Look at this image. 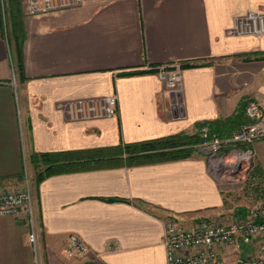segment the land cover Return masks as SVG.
<instances>
[{
	"label": "crops",
	"instance_id": "obj_1",
	"mask_svg": "<svg viewBox=\"0 0 264 264\" xmlns=\"http://www.w3.org/2000/svg\"><path fill=\"white\" fill-rule=\"evenodd\" d=\"M21 10L19 105L0 4V185L26 164L34 174L31 154H61V172L35 195L39 264H166L167 218L190 225L225 215V190L205 158L126 165L90 151L226 121L242 102L264 107V59L255 57L264 56V35L229 32L248 11L264 13V0H81L37 16ZM171 63L184 65L177 93L146 70ZM111 94L113 117L80 119L67 108ZM71 234L87 251L68 258ZM27 235L24 215L0 216V264H35Z\"/></svg>",
	"mask_w": 264,
	"mask_h": 264
},
{
	"label": "built area",
	"instance_id": "obj_2",
	"mask_svg": "<svg viewBox=\"0 0 264 264\" xmlns=\"http://www.w3.org/2000/svg\"><path fill=\"white\" fill-rule=\"evenodd\" d=\"M81 0H22L23 11L27 15H42L77 6ZM1 9L3 0H0ZM3 32L5 35V25ZM230 33L250 35L261 38L264 35V13L248 11L234 21ZM181 64L171 63L148 67L146 70L157 72L165 88L171 92L182 89ZM14 78V75H13ZM14 80V79H13ZM75 117L80 119H98L117 115V96L111 94L99 98L79 99L68 104ZM245 112L252 123L241 126L230 138L224 139L210 133L207 127L201 129L202 148L209 154V162L230 168L241 163L239 151L228 154L219 152L221 148L242 142L252 143L264 138V107L256 102H248ZM246 153L242 154H247ZM229 161V162H228ZM208 162V163H209ZM229 166V167H227ZM26 176V169L23 170ZM24 215L28 228L27 239L33 252L35 264H39L37 242L36 215L33 201L28 192L17 195L0 197V216ZM256 243L248 250L247 245ZM163 244L166 251V264H231L228 252H237L246 248L249 252L246 258L239 259L233 264H264V189L259 198L242 216L236 215L226 223H217L200 218L191 225H185L174 217L164 223ZM87 251L85 242L77 235L71 234L67 239L63 253L66 257L82 255Z\"/></svg>",
	"mask_w": 264,
	"mask_h": 264
},
{
	"label": "rangeland",
	"instance_id": "obj_3",
	"mask_svg": "<svg viewBox=\"0 0 264 264\" xmlns=\"http://www.w3.org/2000/svg\"><path fill=\"white\" fill-rule=\"evenodd\" d=\"M10 14L11 12H10L9 0H3V8L1 9V20L5 25V36H6V40L8 42L9 48L12 49L13 47H12V40H11ZM12 68H13V75H14V78H13L14 80H12V83H13V86L15 87L17 99L20 105V94L22 93L21 88H22L23 82L19 79L17 70L14 67V63L12 65ZM250 123L244 124L242 126H246ZM203 127H207L211 134L218 136L217 133L214 131H211L208 126H203ZM203 127H201L200 129L196 128L192 130L191 132H187L184 134L187 136H197V139L199 140L197 143L192 145V149H193L192 154L194 152H198L200 155H202L205 158L210 175L215 179V181L220 186V188L225 190V193H224V207H225L224 214L225 215H223L224 217L221 216L217 219H211V221H215L217 223L219 222L226 223L234 219L235 216L239 214L238 211L240 209L247 210L251 205H253L256 202V200L259 198L262 190L264 189V138L256 140L249 144H245L242 142L231 143L221 148L219 152H222L223 154H228L232 152L233 150L239 151L238 153L236 152L237 155L241 154L240 164L233 165L230 168H225V166H222L220 164L214 165L212 161L209 162V160H211L210 156L202 148L203 137H202L201 129ZM240 128L242 127L240 126L236 130H234L231 133V135H229L228 137H220V136L218 137L228 139ZM247 151L249 153L242 154V153H246ZM28 161L32 169L34 170V174L29 169V166L27 164H26V167L24 165V169H26V176H24V173H22L21 176L15 178L14 180H11L9 183L7 182V184H1L0 185V197L6 196V195L23 194V193L28 192V194L32 198L33 205L35 208L36 227H37L38 217H37V207H36V198H35L37 169L33 167L30 161V158L28 159ZM25 162H27V160H25ZM3 216H14V215H3ZM37 242L39 243L38 231H37ZM253 245L255 246L254 247V250H255L256 245H257L256 243L248 244L247 249L250 250L253 247ZM247 249L240 248L239 251L237 252H232V251L228 252V256H227L228 261L231 264H233L235 261L239 259L246 258L247 254L249 253Z\"/></svg>",
	"mask_w": 264,
	"mask_h": 264
},
{
	"label": "trees",
	"instance_id": "obj_4",
	"mask_svg": "<svg viewBox=\"0 0 264 264\" xmlns=\"http://www.w3.org/2000/svg\"><path fill=\"white\" fill-rule=\"evenodd\" d=\"M11 17V40L12 49L9 48L11 64L17 70L19 79L26 80L23 68L22 44L24 40L22 10L20 0H9ZM12 50V51H11ZM257 59H264V56H255ZM183 68L184 65H181ZM247 102H242L236 114L226 121H207L197 124L196 128L208 126L211 131L220 137H228L240 126L253 122L246 115L245 106ZM197 136H187L184 133L171 135L154 140L142 141L132 144H119L110 148L90 151L94 157H108L109 159L124 162L126 165L146 164L165 161L186 159L192 155V145L197 143ZM61 154H31L30 161L36 171V191L40 182L46 177L61 172L57 166ZM44 166L43 169L41 167ZM238 215L242 216L246 210L240 209Z\"/></svg>",
	"mask_w": 264,
	"mask_h": 264
},
{
	"label": "water",
	"instance_id": "obj_5",
	"mask_svg": "<svg viewBox=\"0 0 264 264\" xmlns=\"http://www.w3.org/2000/svg\"><path fill=\"white\" fill-rule=\"evenodd\" d=\"M237 264H242V262H238Z\"/></svg>",
	"mask_w": 264,
	"mask_h": 264
},
{
	"label": "bare ground",
	"instance_id": "obj_6",
	"mask_svg": "<svg viewBox=\"0 0 264 264\" xmlns=\"http://www.w3.org/2000/svg\"><path fill=\"white\" fill-rule=\"evenodd\" d=\"M229 162V161H228Z\"/></svg>",
	"mask_w": 264,
	"mask_h": 264
}]
</instances>
